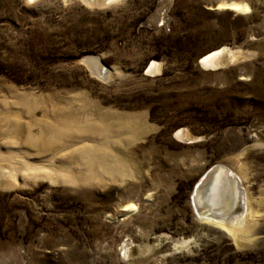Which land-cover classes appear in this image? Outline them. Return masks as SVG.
I'll return each instance as SVG.
<instances>
[{
  "label": "rangeland",
  "instance_id": "1",
  "mask_svg": "<svg viewBox=\"0 0 264 264\" xmlns=\"http://www.w3.org/2000/svg\"><path fill=\"white\" fill-rule=\"evenodd\" d=\"M231 1L0 0L3 159L17 149L6 128L36 113L122 127L92 138L118 172L0 187V264H264V0L218 8ZM165 45L190 54L156 60ZM219 48L236 59L200 63ZM215 165L247 172L253 215L238 240L194 211Z\"/></svg>",
  "mask_w": 264,
  "mask_h": 264
},
{
  "label": "bare ground",
  "instance_id": "2",
  "mask_svg": "<svg viewBox=\"0 0 264 264\" xmlns=\"http://www.w3.org/2000/svg\"><path fill=\"white\" fill-rule=\"evenodd\" d=\"M218 8L242 14H248L251 11L248 3L243 0L223 2L218 5ZM224 57L228 58V61L229 59L231 61L236 59V55L230 50L219 48L203 56L200 63L204 66L224 64ZM157 65L158 63L153 62L150 67L153 68ZM30 116L25 122L26 125L11 123L6 128V131H9L5 136L6 139L13 140L14 147L17 149L8 150L6 153L10 155V158L6 160L3 159L0 152V187H6L10 183L16 182L18 177L22 178L24 182L28 179L43 177L51 181L90 183L98 180L103 174L111 175L118 172L119 169L114 165L117 162L111 163L110 159L107 162L102 155V146L94 145L95 142L92 141V138L95 136H98L99 139L101 136H105L103 138L107 139L116 138L122 131L120 125L112 122V124H105V117H101L100 121L84 120L81 121V125L76 120L77 116H73L74 120L71 116H60L56 113H52V115L36 113L35 117ZM32 127L37 128V135L28 131V128ZM69 139L78 140L80 143L70 142ZM34 157L41 160L39 162L28 161L29 158ZM211 169L207 171L196 186L192 196V203H195L194 211L202 221L216 226L230 234L234 240H238V230L243 227L247 218L253 215L248 188L243 186L247 172L240 168L239 174H236L238 178L231 169L222 165H215ZM218 183L222 186L224 193L222 197L219 194ZM232 186H234L237 197L230 202L229 188ZM212 187L217 204L212 207L215 213H212V209L205 205L203 198L204 191L211 192ZM259 203L263 204V201L261 200ZM135 209L134 204L122 206V211L127 213Z\"/></svg>",
  "mask_w": 264,
  "mask_h": 264
},
{
  "label": "water",
  "instance_id": "3",
  "mask_svg": "<svg viewBox=\"0 0 264 264\" xmlns=\"http://www.w3.org/2000/svg\"><path fill=\"white\" fill-rule=\"evenodd\" d=\"M82 1H85L86 3H93L95 0H82ZM223 62H224V64H226L228 62V58L224 57L223 58ZM99 63H100V59L97 56H94V57L92 56V57L86 59V64L89 67V70L91 71V73L93 75H95V76L97 75V76L101 77V79H106L107 76H108V72L110 70L107 67L103 66V64H102V67H99V65H98ZM212 183H214V182H212ZM217 186H218V189L220 191L219 192L220 197H222L223 194H224L223 193V190H222V186H221L220 183H218ZM231 190H232V192H231ZM235 192L236 191L234 190V186H232V187L229 188V193L230 194L229 193L228 194H229V201L230 202L233 199H236L237 196L235 195ZM232 194H234V196H232ZM203 198L205 200V205L208 206V207H210V209H212L213 206H216L217 205L216 202H215L216 199H215V192H214L213 187L211 188V192L204 191ZM198 206H199V204H198ZM193 207L195 209V203H193ZM214 211L215 210L212 209V213H215ZM225 211H228V210H225Z\"/></svg>",
  "mask_w": 264,
  "mask_h": 264
},
{
  "label": "trees",
  "instance_id": "4",
  "mask_svg": "<svg viewBox=\"0 0 264 264\" xmlns=\"http://www.w3.org/2000/svg\"><path fill=\"white\" fill-rule=\"evenodd\" d=\"M163 48L164 49H161V47H158L157 54L154 57L156 60H161L163 56L170 57V56H173L174 54H176L180 59H184V58H188L187 55L190 54L186 49L182 47L173 49L174 47L165 45Z\"/></svg>",
  "mask_w": 264,
  "mask_h": 264
}]
</instances>
